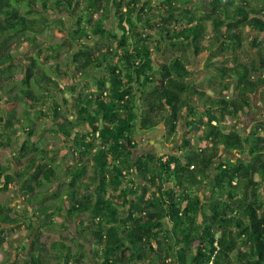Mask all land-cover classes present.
Returning a JSON list of instances; mask_svg holds the SVG:
<instances>
[{
	"label": "trees",
	"instance_id": "1",
	"mask_svg": "<svg viewBox=\"0 0 264 264\" xmlns=\"http://www.w3.org/2000/svg\"><path fill=\"white\" fill-rule=\"evenodd\" d=\"M112 8L119 33L105 25ZM60 12L74 24L66 26ZM48 27L64 34L62 43L41 45ZM27 47L35 52L23 57ZM69 51L63 70L58 60ZM201 52L210 86H219L211 93L189 82V57ZM104 71L108 76L97 75ZM16 72L26 85L21 94ZM258 72L264 73V0H0V97L9 105L8 117L0 116V148L13 146L11 132L21 128L36 138V120H51L50 132L79 156L77 165L60 161L61 152L40 136L22 145L32 158L15 160V173L0 161V192L14 184L24 211L32 212L14 215L13 200L0 203V252L20 251L6 229L31 221L21 248L26 264H264V135L226 126L264 88ZM179 123L186 132L178 151L135 157L138 129L163 126L175 136ZM88 155L90 172V161L80 163ZM55 214L99 252L89 257L87 245L74 251L63 241L43 242Z\"/></svg>",
	"mask_w": 264,
	"mask_h": 264
},
{
	"label": "rangeland",
	"instance_id": "2",
	"mask_svg": "<svg viewBox=\"0 0 264 264\" xmlns=\"http://www.w3.org/2000/svg\"><path fill=\"white\" fill-rule=\"evenodd\" d=\"M156 5V1L154 2ZM197 4L194 3L192 5V7H195ZM83 7V4L81 2L80 6H79V10H81ZM112 14L110 19L108 20V22H106V26H108L113 32L115 33H119L118 30V19L116 17L115 14V9L112 8ZM157 11L152 12L153 14L156 13ZM200 15H202V13L198 10H195V16L196 17H200ZM59 18H62L64 21H66V26L72 25L74 24L73 22V16L68 15L66 12H60L58 14ZM180 20H183V18H180ZM207 27V31H208V37L210 38L213 34L212 32V26L211 23L208 21H205L204 23ZM249 33V31H247V34ZM153 34V33H152ZM253 35H257L255 32L252 33ZM39 41L41 43V45H50V44H56V43H62V41L64 40V34L61 33V31L57 28V27H48L46 29L45 32H43L42 35L39 36ZM92 39H95V37H93ZM35 50L32 47H27V48H22L20 49V54L24 57L25 55H30V54H34ZM71 54L72 51L69 53L68 52H64L62 53L61 57L59 58L58 62L60 65V68L65 70L67 69V66H64V63L66 62H70L71 60ZM172 54V55H171ZM243 60L245 61H250L252 58V55H247L245 54L243 51L238 53ZM169 55L173 56V53L170 52L169 50ZM206 59H207V53L206 52H201V54L199 56H195V57H189L190 60V71L193 73L192 78L189 80L190 84H195L197 87H201L204 90H207L208 92L211 93L210 88H214L217 89L219 86H210L211 85V77L209 72L206 70ZM55 61L54 60H50L48 65H52L54 64ZM46 65V64H45ZM47 67V66H46ZM106 73V74H105ZM52 76H54V74H51ZM98 76L102 77L104 75L108 76V72L104 71V73H99L97 74ZM262 75L264 77V73L258 72L256 76H260ZM60 80V77H59ZM83 81V80H81ZM14 82L16 83V89L15 92L21 94L22 90H25L26 85L23 82V77L21 75L20 72H16L15 74V79ZM93 85V82H91ZM90 89H95V85L94 87H91ZM38 92V91H37ZM68 95H67V99L71 101V96L72 94L70 93V91H67ZM230 92L225 91V94H229ZM6 98V97H5ZM5 98H1L0 97V116H3L4 118H7L9 115V105H7L4 100ZM252 107L247 109L246 111L242 112V115H240L238 118L235 119H230L227 121L226 126L229 127H233L235 129V131H238L240 133H242L245 136H250L252 133H256L259 132V134L264 135V130H258L257 129V125L259 122L264 123V88H260L257 92V94L252 98ZM201 104V103H200ZM17 112L19 114V118H21V113H22V105H18L17 106ZM23 120V119H22ZM21 120V121H22ZM181 123L178 124V129H177V134L174 136H168L166 135V130H164V127H160L157 130H153L151 131L150 134V139H149V143H151L153 146V151L155 153V155H157L158 157H163L164 155L174 151H178L179 147L182 144V139L180 137H182V135L184 134V132H186V130H182L181 128ZM35 128L41 133L39 136H37L36 138H28L26 136V134H24L22 132V130L18 129V132L13 133L11 132L10 134L14 137V144L12 147L10 148H0V161L5 164L6 166H8L9 168V172H11L12 174L15 173L18 170V165L16 164L15 160H19L21 163L23 164H27L29 162V160L32 158L31 156H26L27 153H22L21 152V147L24 143L25 140L29 141L32 145H34V143L36 142V144L38 143L39 139L41 138L40 136L44 137V141L43 144L46 147L49 148H54L57 149L61 152V154L58 156V159L60 161H67L68 163H71L73 165H77L78 160H79V156L77 155L78 151L77 150H71L65 147L66 142L63 140L62 137H59L55 134H52L50 132L52 126L50 124V120H36L35 123ZM140 132L141 130H137L136 132V137L138 139H140L139 137H141L140 142H139V146L137 147L136 153H135V157L140 156V154H143L144 152H149L148 149L143 146V142H142V136H140ZM192 139L194 141H196L195 145L197 146V137L196 135H191ZM144 138V137H143ZM174 139H177L176 142H173ZM145 140V138H144ZM204 145V144H203ZM137 155V156H136ZM232 158H239L240 155L237 152H234L232 155ZM167 158H165L164 160H166ZM82 161V162H81ZM88 162V171H91V167H92V163L93 161H91V158L88 156H85V158H83V160H80V163H85ZM127 171L129 172L130 169H127ZM130 173V172H129ZM132 173V172H131ZM90 174V173H89ZM133 174H131L130 177H133L136 183L138 182V179L136 176H132ZM65 177V175H64ZM68 180V179H67ZM10 190L7 192H0V203H5L6 201L9 200H13V207H14V215L20 214L23 215L25 214L27 217H30L32 215L31 211L25 212V207L22 206V201L23 198L22 197H18V195L16 194V188L15 185L12 184L10 186ZM42 188H39V190H42ZM58 204V201L55 199H51L49 200V204ZM38 203H35L34 206H37ZM64 214H55L53 216V220H54V226H53V230H49V231H44V234L42 236V241L46 242L47 244H51L53 241H63L65 242L67 245H70L73 247V250H78L79 245H87V253H89L90 257H93L96 252L99 250L98 246H95L92 243L89 242H84L83 238L87 237L85 235L82 236V238H78L75 235V229L74 226L71 223L66 222V220L64 219ZM31 223V221H29L28 223L26 222L25 225H23L20 228H17L16 230L9 232L8 233V240L12 241L13 245H15L14 247L18 246V249L21 248L25 249V245L27 247V232H28V224ZM166 227L168 230L171 229V226L167 224L166 222ZM88 238V237H87ZM87 240V239H86ZM16 241V242H14ZM19 250H15V249H10L7 253L5 252L4 255L1 256L2 259H6L9 260L10 262H12L11 264H26L25 260H26V252L25 251H21ZM99 252V251H98ZM21 253V254H19ZM11 255H14V257H11ZM16 255V256H15ZM83 264H91V262L88 259H84L83 260Z\"/></svg>",
	"mask_w": 264,
	"mask_h": 264
},
{
	"label": "crops",
	"instance_id": "3",
	"mask_svg": "<svg viewBox=\"0 0 264 264\" xmlns=\"http://www.w3.org/2000/svg\"><path fill=\"white\" fill-rule=\"evenodd\" d=\"M94 85H95V84L91 85V87H94ZM47 121H48V120H47ZM50 124H51V120H50ZM138 128H139V127H138ZM159 128H160V127H159ZM159 128H158V129H159ZM156 130H157V129H156ZM150 134H151V132H143V131L140 132V136H142L143 146L145 147V145H146V148L148 149V151L151 152V153H154V152H152V151H153L152 149H153V146H154V145H152L151 143H149V139H150L149 137H150ZM143 137L145 138V140H144ZM139 138L141 139V137H139ZM140 139H138V142H140ZM26 141H27V140H25L24 143H25ZM24 143H23V144H24ZM154 154H155V153H154Z\"/></svg>",
	"mask_w": 264,
	"mask_h": 264
},
{
	"label": "flooded vegetation",
	"instance_id": "4",
	"mask_svg": "<svg viewBox=\"0 0 264 264\" xmlns=\"http://www.w3.org/2000/svg\"><path fill=\"white\" fill-rule=\"evenodd\" d=\"M21 203L24 204V199H23V201H22ZM14 230H16V229H11V228H7V229H6L5 235H6V239H7V241H9V240H8V233H9V232H12V231H14ZM10 242L12 243V241H10ZM14 242H16V241H14ZM53 242H54V241H53ZM12 244H13V243H12ZM9 250H10V249L8 248V251H9ZM8 251H7V252H8ZM7 252H6V253H7ZM4 254H5V251H1V252H0V261H5V260H6V259H2V258H1V256L4 255ZM87 255L90 257L89 253H87ZM11 263H12V262H9V264H11Z\"/></svg>",
	"mask_w": 264,
	"mask_h": 264
}]
</instances>
